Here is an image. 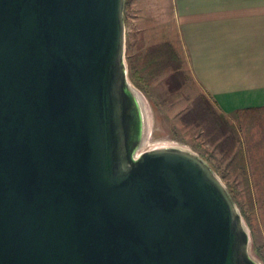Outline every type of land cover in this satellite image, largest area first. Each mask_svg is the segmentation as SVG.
<instances>
[{
  "label": "water",
  "instance_id": "water-1",
  "mask_svg": "<svg viewBox=\"0 0 264 264\" xmlns=\"http://www.w3.org/2000/svg\"><path fill=\"white\" fill-rule=\"evenodd\" d=\"M127 0H0V264H263L195 150H143Z\"/></svg>",
  "mask_w": 264,
  "mask_h": 264
},
{
  "label": "crops",
  "instance_id": "crops-1",
  "mask_svg": "<svg viewBox=\"0 0 264 264\" xmlns=\"http://www.w3.org/2000/svg\"><path fill=\"white\" fill-rule=\"evenodd\" d=\"M147 17V35L163 33L183 60L186 86L238 130L223 179L235 169L264 215V0H148Z\"/></svg>",
  "mask_w": 264,
  "mask_h": 264
},
{
  "label": "rangeland",
  "instance_id": "rangeland-1",
  "mask_svg": "<svg viewBox=\"0 0 264 264\" xmlns=\"http://www.w3.org/2000/svg\"><path fill=\"white\" fill-rule=\"evenodd\" d=\"M148 0H127V50L126 58L130 80L143 92L148 109L149 136L143 150L165 144L182 145L195 150L207 158L222 177H227L225 170L230 167L229 158L222 150L221 138L211 130L208 122L193 121L186 123L185 114L194 106L199 94L192 87L185 85L180 89H172L169 83L171 71L152 74L149 64L144 59L148 50L163 41L162 33L147 35ZM157 26V24H156ZM141 70V77L135 73ZM229 187L236 196L237 203L250 227L252 245L251 252L264 264V215L253 203L251 190L239 181L240 177L230 168ZM233 180V181H232Z\"/></svg>",
  "mask_w": 264,
  "mask_h": 264
},
{
  "label": "trees",
  "instance_id": "trees-1",
  "mask_svg": "<svg viewBox=\"0 0 264 264\" xmlns=\"http://www.w3.org/2000/svg\"><path fill=\"white\" fill-rule=\"evenodd\" d=\"M152 69V74L171 71L169 83L172 89H180L186 83V77L182 71L183 60L170 42L156 44L148 50L144 59ZM137 76L141 75V70L137 69ZM186 123L193 121L200 123L205 120L211 130L216 132V137L221 138L222 150L227 156L232 155L238 147L239 132L236 127L229 122L224 114L220 113L210 98L201 94L194 102V106L185 114ZM236 197V196H235Z\"/></svg>",
  "mask_w": 264,
  "mask_h": 264
}]
</instances>
